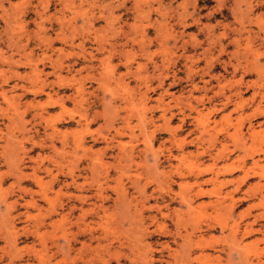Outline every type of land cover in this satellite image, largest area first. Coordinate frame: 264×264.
<instances>
[{
  "label": "rangeland",
  "instance_id": "374dc122",
  "mask_svg": "<svg viewBox=\"0 0 264 264\" xmlns=\"http://www.w3.org/2000/svg\"><path fill=\"white\" fill-rule=\"evenodd\" d=\"M198 188L225 198L188 209ZM261 214L264 0H0V264H166L195 224L225 260L217 222L257 216L231 253L253 263Z\"/></svg>",
  "mask_w": 264,
  "mask_h": 264
},
{
  "label": "bare ground",
  "instance_id": "6f19581e",
  "mask_svg": "<svg viewBox=\"0 0 264 264\" xmlns=\"http://www.w3.org/2000/svg\"><path fill=\"white\" fill-rule=\"evenodd\" d=\"M246 1V0H245ZM149 2V1H148ZM235 2V1H234ZM236 4V3H235ZM257 4V3H256ZM185 5V4H184ZM136 6H138V5H136ZM158 7V6H157ZM108 8V7H107ZM155 8V7H154ZM109 11V10H108ZM158 11V10H157ZM182 13V12H181ZM243 13V12H242ZM244 14V13H243ZM104 15V14H103ZM185 15V14H184ZM74 16V15H73ZM7 18V17H6ZM245 19V18H244ZM195 20V19H194ZM68 23V22H67ZM5 24V23H4ZM158 25V24H157ZM158 29V28H157ZM210 32V31H209ZM7 34V33H6ZM65 38V37H64ZM248 38V37H247ZM137 39V38H136ZM217 39H219V38H217ZM51 41V40H50ZM125 41V40H124ZM230 41H232V40H230ZM218 42V41H217ZM151 43V42H150ZM228 43V42H227ZM235 43V42H234ZM236 43H239V42H236ZM235 45V44H234ZM246 45H247V42H246ZM245 45V46H246ZM221 46V45H220ZM236 46V45H235ZM242 47V46H241ZM246 48H248V47H246ZM221 49V48H220ZM123 50V49H122ZM237 50V49H236ZM253 50V49H252ZM244 51H245V49H244ZM249 51V50H248ZM254 51V50H253ZM247 52V51H246ZM250 52V51H249ZM234 53V52H233ZM109 54H110V52H109ZM237 53H235L234 55H236ZM240 54V53H239ZM243 54V53H242ZM240 55L241 57L243 56V55ZM250 54V53H249ZM233 55V56H234ZM245 55H247V54H245ZM79 56V55H78ZM248 56V55H247ZM253 56V55H252ZM170 57V56H169ZM247 58V57H246ZM246 58H244V59H246ZM107 59H109V58H107ZM230 59V58H229ZM237 59V58H236ZM243 59V58H242ZM169 60V59H168ZM102 61V60H101ZM212 61V60H211ZM17 62V61H16ZM144 62V61H143ZM142 62V63H143ZM245 62V61H244ZM246 62H247V60H246ZM246 62H245V64H246ZM55 63V62H54ZM108 63V62H107ZM123 63V62H122ZM126 63V62H125ZM190 63H191V61H190ZM234 63V62H233ZM250 63V62H249ZM163 64V63H162ZM193 64V63H192ZM197 64V63H196ZM196 64H195V66H196ZM229 64H230V61H229ZM232 64V63H231ZM230 64V65H231ZM237 64V63H236ZM239 64V63H238ZM59 65V64H58ZM157 65V64H156ZM187 65V64H186ZM250 65H252V68H253V64H249V66ZM103 66V65H102ZM158 66V65H157ZM160 66H162V65H160ZM191 66V65H190ZM189 65H188V67H190ZM194 66V67H195ZM248 66V67H249ZM255 66V68L257 67L256 65H254ZM126 67V66H125ZM187 67V66H186ZM232 67V66H231ZM239 67H240V65H239ZM34 68V67H33ZM130 68V67H129ZM167 68V67H166ZM244 68V67H243ZM144 69V68H143ZM232 69H234V68H232ZM250 69V68H249ZM254 69V68H253ZM263 69V68H262ZM33 70V69H32ZM35 70V69H34ZM141 70V69H140ZM161 70V69H160ZM168 70V69H167ZM193 70V69H192ZM245 70V69H244ZM254 70H256V69H254ZM36 71V70H35ZM109 71V70H108ZM112 71V70H111ZM235 71V70H234ZM247 71V70H246ZM261 71V70H260ZM130 72H131V70H130ZM129 72V73H130ZM133 72H137V70L136 71H133ZM138 72H140V71H138ZM245 72V71H244ZM262 72V71H261ZM168 73V72H167ZM197 73V72H196ZM259 73V72H258ZM257 73V74H258ZM37 74V73H36ZM56 74H57V72H56ZM137 75H138V73H136ZM157 74H159V72L157 73ZM193 74V73H192ZM260 74V73H259ZM20 75V74H19ZM38 75V74H37ZM127 75H128V73H127ZM132 75V74H131ZM162 75V74H161ZM210 76V75H209ZM220 76V75H219ZM151 77V76H150ZM158 77V79H159V77H163V76H157L156 75V78ZM215 77V76H214ZM224 77V76H223ZM58 78V77H57ZM123 78V77H122ZM146 78H148V77H146ZM154 78V77H153ZM210 78V77H209ZM221 78V77H220ZM211 79V78H210ZM63 80V79H62ZM73 80V79H72ZM71 80V81H72ZM144 80V79H143ZM162 80V79H161ZM189 80V79H188ZM55 81V80H54ZM57 81V80H56ZM59 81H61V78H60V76H59V80H58V82ZM140 81H141V79H140ZM173 81V80H172ZM150 82V81H149ZM174 82H176V81H174ZM208 82V81H207ZM148 83V82H147ZM44 84V83H43ZM63 84V83H62ZM146 85V84H145ZM63 86V85H62ZM42 87V86H41ZM156 87V86H155ZM159 87V86H158ZM40 88V87H39ZM147 89H148V87H147ZM195 89V88H194ZM222 89V88H221ZM220 89V90H221ZM165 90V89H164ZM38 90H36V92H37ZM167 91V90H166ZM210 91V90H209ZM238 91V90H237ZM128 92V91H127ZM141 92V91H140ZM34 93V92H33ZM78 93V92H77ZM76 93V94H77ZM144 93V92H143ZM141 94V93H140ZM161 94V93H160ZM159 94V95H160ZM165 94V93H164ZM224 94V93H223ZM236 95H237V93H235ZM2 95L3 96H5V93H2ZM66 95V94H65ZM129 95H131V94H129ZM143 95H145V93L143 94ZM207 95V94H206ZM226 95V94H225ZM234 95V94H233ZM59 96V95H58ZM71 97V96H70ZM121 97V96H120ZM158 97H160V96H158ZM205 97V96H204ZM208 98H209V96H207ZM62 98V97H61ZM123 98V97H122ZM182 98V97H181ZM189 98V97H188ZM229 99H230V97H228ZM52 99V98H51ZM58 99H60V98H58ZM57 99V100H58ZM143 99V98H142ZM186 99V98H185ZM184 99V100H185ZM103 100V99H102ZM140 100V99H139ZM180 100V99H179ZM198 100V99H197ZM59 101V100H58ZM129 101V100H128ZM183 101V100H182ZM199 101V100H198ZM210 101V100H209ZM50 102H52V101H50ZM56 102V101H55ZM60 102H61V100H60ZM224 102H225V100H224ZM53 103V102H52ZM141 103V102H140ZM164 103V102H163ZM230 103V102H229ZM36 104V103H35ZM55 104V103H54ZM166 104V103H165ZM224 104V103H223ZM161 105V104H160ZM168 105V104H167ZM194 105V104H193ZM193 105H191V106H193ZM40 106V105H39ZM38 106V107H39ZM164 108V107H163ZM198 108V107H197ZM161 109V108H160ZM183 109V108H182ZM193 110H195V108L193 109ZM197 110V109H196ZM197 112V111H196ZM114 113V112H113ZM163 113V112H162ZM198 114V113H197ZM184 115V114H183ZM194 116V115H193ZM33 117V116H32ZM39 117H41V115H39ZM46 117V116H45ZM170 117V116H169ZM196 117V116H195ZM194 117V118H195ZM197 117H199V115L197 116ZM143 118V117H142ZM184 118V117H183ZM147 119V118H146ZM166 120V118L164 117L162 120ZM170 119V118H169ZM198 119H200V118H198ZM196 120H197V118H196ZM27 121V120H26ZM151 121V120H150ZM182 121V120H181ZM168 122V121H167ZM164 123V122H163ZM197 123L199 124V122L197 121ZM202 123V122H201ZM145 124V123H144ZM169 124V123H168ZM50 125V124H49ZM166 125V124H165ZM203 125H205L204 123H203ZM54 126V125H53ZM144 126V125H143ZM168 126V125H167ZM209 127V126H208ZM21 129V128H20ZM205 129H206V127H205ZM55 130V129H54ZM171 130V129H170ZM174 130V129H173ZM207 130V129H206ZM240 130V129H239ZM250 130V129H249ZM248 130V131H249ZM155 132V131H154ZM240 132L241 131H239L238 133L240 134ZM227 133V132H226ZM228 134H230V133H228ZM253 134V133H252ZM241 135V134H240ZM30 136V135H29ZM254 136V135H253ZM95 138V137H94ZM103 138V137H102ZM225 138V137H224ZM23 139V138H22ZM31 139V138H30ZM81 140V139H80ZM216 140V139H215ZM175 141V140H174ZM16 142V141H15ZM81 142V141H80ZM80 142H78V143H80ZM82 142H83V140H82ZM176 142V144L179 146V147H182L186 142H185V140L184 139H182V140H177V141H175ZM191 142V141H190ZM17 143H20V142H17ZM119 143V142H118ZM37 144V143H36ZM81 144V143H80ZM23 145V144H22ZM82 145V144H81ZM20 146V145H19ZM53 146V145H52ZM80 146V145H79ZM78 146V147H79ZM110 146V145H109ZM80 148H81V146H80ZM85 148V147H84ZM87 148H89V147H87ZM91 148V147H90ZM32 149V148H31ZM61 149V148H60ZM125 149V148H124ZM85 150V149H84ZM88 150V149H87ZM105 151V150H104ZM28 152V151H27ZM71 153V152H70ZM74 153V152H73ZM87 153H89V152H87ZM121 153V152H120ZM85 154V153H84ZM92 154V153H91ZM183 154V153H182ZM72 155V154H71ZM90 155V154H89ZM130 154L128 153V156H129ZM74 156V155H73ZM178 156V155H177ZM64 157V156H63ZM70 157V156H69ZM91 157V156H90ZM130 157V156H129ZM175 157V156H174ZM66 158V157H65ZM94 158V157H93ZM176 158V157H175ZM34 159V158H33ZM64 159V158H63ZM72 159V158H71ZM74 159V158H73ZM95 159V160H94ZM94 159H92V160H94V161H92L91 163L92 164H94L93 166H95L96 164L97 165H103L104 163L102 162V158H100V157H95ZM130 159V158H129ZM184 159V156L182 155L180 158H179V161H181L182 162V160ZM65 160V159H64ZM91 160V159H90ZM178 160V159H177ZM169 163V162H168ZM255 164H257V161H255L254 162ZM91 165V164H90ZM16 166V165H15ZM13 167V166H12ZM18 168V167H17ZM91 167H89V169H90ZM73 171V170H72ZM93 171V170H92ZM193 171V170H192ZM16 172V171H15ZM70 172V171H69ZM193 173H194V171H193ZM19 174V173H18ZM22 175H23V173H22ZM179 175V174H178ZM19 176H20V174H19ZM200 175L199 174H197L196 175V178H198ZM30 177H31V175H30ZM18 178V177H17ZM172 178V177H171ZM38 179V178H37ZM39 180V179H38ZM75 180V179H74ZM73 181V180H72ZM76 181V180H75ZM172 181H173V179H172ZM171 181V182H172ZM166 183V182H165ZM167 184V183H166ZM171 185V184H170ZM169 187V186H168ZM201 187V186H200ZM26 189H28V188H26ZM101 190L102 189H97L95 192L96 193H100V195L102 194L101 193ZM159 190H161V191H163V193L164 194H168L169 193V190L170 189H159ZM172 190V189H171ZM238 189H233V190H231V191H228L226 194H228V195H231L232 194V196H230V197H232V199L234 198L235 199V197H234V193H236V191H237ZM80 195V194H79ZM162 195V194H161ZM166 195L165 196H162V197H166ZM78 196V195H77ZM93 196V195H92ZM96 196V195H95ZM209 196H214V198H213V200L212 201H210L209 203H212V204H214L215 202H219L220 201V199L222 198H225V196H223V193L221 192V191H217L216 192V194H214V191L213 190H204L203 188H198V189H194L193 190V193L192 194H190L189 195V197L188 198H186V199H184V201H186V203L184 202V204L186 205V207L188 208V209H194V208H196V207H200V206H202L203 205V203L202 204H198V205H196L195 207H193V205L194 204H192L193 203V201L196 199V198H202V197H209ZM46 197V195H44V198ZM75 197V196H74ZM88 197H89V195H88ZM98 197V196H97ZM31 198V197H30ZM33 198V197H32ZM80 198H82V199H84L85 197H80ZM96 198V197H95ZM101 198V197H100ZM212 198V197H211ZM78 200H80V199H78ZM166 199H164V201H165ZM240 201H242L241 199H239ZM81 201V200H80ZM82 201H84V200H82ZM103 201V200H102ZM156 201V200H155ZM182 201V200H181ZM196 201V200H195ZM195 201H194V203H195ZM167 202V201H166ZM168 202H170V201H168ZM183 202V201H182ZM31 203V202H30ZM32 204H34V202H32ZM72 205V204H71ZM100 205V204H99ZM157 205V204H156ZM161 205V204H160ZM160 205H157V207L155 208L156 209V214H154L150 219H151V221L153 222H158L159 221V218H158V215L160 216V217H164V218H166V217H168V216H166V214H165V212H163L162 211V209L163 208H165L166 210L167 209H169V203H166V204H164L163 206H160ZM55 206V205H54ZM74 207V206H73ZM76 207H78V206H76ZM76 207H74V208H76ZM82 208V207H81ZM99 208H100V206H99ZM71 210H72V208H71ZM89 210V209H88ZM104 210V209H103ZM55 211V210H54ZM233 211L235 212V210H234V207H232V208H230V211H229V218H231L232 217V214H233ZM88 212V211H87ZM69 213V212H68ZM61 214V213H60ZM91 214V213H90ZM89 214V215H90ZM165 214V215H164ZM262 216H264V214H261ZM97 216V215H96ZM149 216H151V215H149ZM148 216V217H149ZM12 217V216H11ZM258 217H260V216H258ZM93 218V217H92ZM143 218V217H142ZM252 219V218H251ZM257 216H256V218L255 219H253L252 221H250V222H248V223H246L242 228H240V225L238 224V223H235L234 225H229L228 224V222H227V220L226 221H223V220H219L218 222H217V225L219 226V228H220V230H223V229H226V228H228V230H229V233L227 234L228 236H229V241H230V243L227 245V248H221L219 251H224L225 253H226V255H227V257H226V259L225 260H223L222 259V257L220 256V255H216V257L213 259V254H211V253H209V251H211V250H215L216 249V246H215V244H214V242L213 241H211V240H206L205 239V237H202V236H198V235H196V231H198V230H200L201 229V227L202 226H200V225H198V224H195L193 227H192V231H190L189 232V230H185V232L183 233V232H178L176 235L177 236H175L174 238H173V240H172V242L173 243H176L177 244V248H174V249H171V245L168 243V242H165V243H160V247H161V249H159L158 250V252L159 253H164V252H166L167 253V256L168 257H170V258H172V261H168V260H164L165 262H166V264H232V262H234V260L231 262V253H232V251L233 250H239L240 251V249H239V245H241V244H239V241H238V238L239 237H237V235H238V233H240V235H241V239L242 238H244V237H250L251 235H253L254 233H256V232H258V231H260V228L259 229H257V227L255 228L254 227V225H256L257 223ZM8 221H9V219H8ZM245 222V221H244ZM200 224V223H199ZM100 225V224H99ZM7 226H8V224H7ZM146 227V226H145ZM157 228H156V230H154V232L155 233H158V234H160V236L162 237H165V235H167L168 234V230H167V225H166V223L165 222H162V223H158L157 224V226H156ZM209 227L210 228H212V229H215V225H209ZM11 229H13V227H8V230H11ZM85 231V230H84ZM212 232V231H211ZM201 233V232H200ZM86 234V233H85ZM149 234L151 235V233L149 232ZM198 234V233H197ZM95 235V234H94ZM89 236V235H88ZM262 236H264V235H262ZM94 237V236H93ZM98 237V236H97ZM224 237H226V235H224ZM13 239V238H12ZM102 239V238H101ZM225 239V238H224ZM259 239H261V238H259ZM178 240H180L179 241V243H178ZM240 240V239H239ZM244 240V239H243ZM9 241V240H8ZM13 241V240H12ZM96 241H98V240H96ZM67 243L66 244H70L71 242L70 241H66ZM86 243V242H85ZM10 244H11V242H10ZM88 244V243H87ZM224 245H226V244H224ZM89 246V245H88ZM260 246V245H259ZM71 247V246H70ZM82 247H83V244H82ZM85 247V246H84ZM221 247V246H220ZM240 247H242V245L240 246ZM245 248V247H244ZM263 248V247H262ZM261 248V249H262ZM226 249H227V251H226ZM240 253V252H239ZM151 254V253H150ZM254 254V256H255V262H253L252 263V261H250V259L249 258H247V257H243L244 259H243V262H245V263H243V264H264V260L262 259V252L261 251H258V252H255V253H253ZM147 255V254H146ZM149 255V254H148ZM152 255V254H151ZM252 255V254H251ZM162 256H164V255H162ZM161 256V257H162ZM146 257V256H145ZM148 257V256H147ZM164 259H166V258H164ZM240 259V258H239ZM254 259V258H253ZM91 260H92V258H90V259H88L87 261H85L86 263L87 262H91ZM154 260V259H153ZM152 260V261H153ZM84 261V260H83ZM147 261V260H146ZM240 262L242 261V260H239ZM151 262V261H150ZM240 262L239 263H237V264H240ZM154 263H156V262H154ZM242 263V262H241ZM145 264H147V263H145Z\"/></svg>",
  "mask_w": 264,
  "mask_h": 264
}]
</instances>
